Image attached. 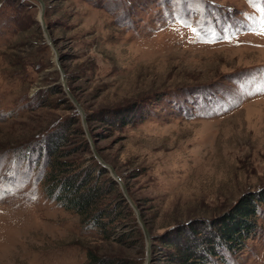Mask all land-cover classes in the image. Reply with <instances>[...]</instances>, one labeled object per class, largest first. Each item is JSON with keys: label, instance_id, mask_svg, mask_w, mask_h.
I'll return each mask as SVG.
<instances>
[{"label": "rangeland", "instance_id": "1", "mask_svg": "<svg viewBox=\"0 0 264 264\" xmlns=\"http://www.w3.org/2000/svg\"><path fill=\"white\" fill-rule=\"evenodd\" d=\"M43 1L88 129L40 2L0 0V264H91L90 254L146 264L143 229L116 180L105 201L129 207L105 234L47 194L55 174L100 164L93 147L153 237L218 223L253 194L256 230L213 264H264V0ZM131 109V123L102 121ZM152 240V264H162Z\"/></svg>", "mask_w": 264, "mask_h": 264}, {"label": "trees", "instance_id": "2", "mask_svg": "<svg viewBox=\"0 0 264 264\" xmlns=\"http://www.w3.org/2000/svg\"><path fill=\"white\" fill-rule=\"evenodd\" d=\"M16 20H18L17 16ZM133 113L132 109L124 112L111 111V117L108 118L105 114L102 121L112 120L113 125L116 123L120 126L125 125L135 120ZM88 119L94 120L96 115H88ZM56 165L61 166V163L57 162ZM96 168L99 169L98 175H94ZM105 172H108L106 168L96 163L95 166L89 165L67 178H59V173L55 174L48 185L47 194L54 196L59 192L56 197L63 202L66 209L86 215L93 226L100 228L105 234L107 225L121 218L123 212L121 205L126 207L129 205L126 200L125 204L120 202L113 206L105 201L113 191L112 186L117 184L111 177L107 180L108 182L101 181L100 173ZM248 198L241 200L234 210L218 223L193 220L175 226L161 236H152L162 244V248L154 246L156 251L161 250L166 256L162 264H213V257H222L220 248H225L227 251L234 248L242 249L244 241L252 236L257 227L255 222L257 197L251 194ZM110 236L111 234H108L104 237ZM130 237L131 233L125 234L123 239ZM90 262L91 264H118L119 260H105L90 254Z\"/></svg>", "mask_w": 264, "mask_h": 264}, {"label": "water", "instance_id": "3", "mask_svg": "<svg viewBox=\"0 0 264 264\" xmlns=\"http://www.w3.org/2000/svg\"><path fill=\"white\" fill-rule=\"evenodd\" d=\"M38 1L41 4L40 19H41V22H42V26H43L44 32L46 34V37L48 38V41H49L50 45L53 47V49H54V51L56 53V62H57V65H58V69H59V71L61 73L62 84L64 86V89H65L66 93L69 95L71 100L74 102V105L76 106V108L81 113L82 120H83L85 128L88 129L87 128V115H86V112L83 109V107L81 106V104L79 103V101L77 100V98L73 95V93L70 91V89L68 87L66 73H65L64 68L61 65V61H60L61 58H60L59 52L53 45V42H52V39H51V35H50V32H49V27L46 24V21H45V18H44L45 11H46V4H45V2L43 0H38ZM93 151H94L95 157L98 159L100 164L102 166L106 167L110 171L111 176L114 178V180H116L121 185L127 201L134 208V210H135V212L137 214V217H138V221H139V223H140V225H141V227L143 229L144 236H145V241H146V264H152V261H153V242H152L153 240H152V235H151V232L148 229L145 221L142 218V215H141V212L139 210L138 205L135 203L134 199H132V197L129 195L125 183L122 181L121 177L118 175V173L115 170V168L111 164L107 163L102 158V156L95 149V147H93Z\"/></svg>", "mask_w": 264, "mask_h": 264}, {"label": "snow or ice", "instance_id": "4", "mask_svg": "<svg viewBox=\"0 0 264 264\" xmlns=\"http://www.w3.org/2000/svg\"><path fill=\"white\" fill-rule=\"evenodd\" d=\"M185 23H186V21H185ZM192 31H193V32H195V31H196V29H195V28H193V29H192ZM260 34L264 35V29H262V30H261V33H260Z\"/></svg>", "mask_w": 264, "mask_h": 264}]
</instances>
